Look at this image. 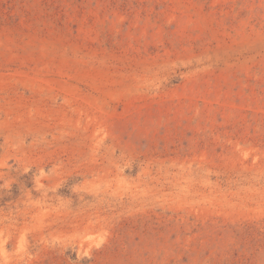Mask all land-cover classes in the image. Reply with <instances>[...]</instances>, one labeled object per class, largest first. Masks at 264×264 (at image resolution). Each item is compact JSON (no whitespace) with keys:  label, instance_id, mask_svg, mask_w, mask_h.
I'll return each instance as SVG.
<instances>
[{"label":"rangeland","instance_id":"374dc122","mask_svg":"<svg viewBox=\"0 0 264 264\" xmlns=\"http://www.w3.org/2000/svg\"><path fill=\"white\" fill-rule=\"evenodd\" d=\"M0 264H264V0H0Z\"/></svg>","mask_w":264,"mask_h":264}]
</instances>
